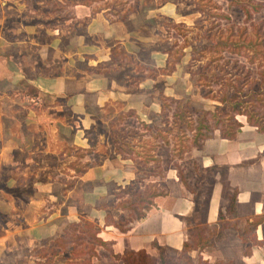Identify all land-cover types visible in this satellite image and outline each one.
Instances as JSON below:
<instances>
[{
    "label": "crops",
    "instance_id": "1",
    "mask_svg": "<svg viewBox=\"0 0 264 264\" xmlns=\"http://www.w3.org/2000/svg\"><path fill=\"white\" fill-rule=\"evenodd\" d=\"M177 10L144 0L0 2V264H81L65 263L67 251L41 256L80 219L112 251L97 247L92 264H123L114 256L138 251L157 264H264V132L244 116L234 138L215 132L181 160L171 147L168 158L160 155V145L164 177L145 183L165 195L128 232L105 222L107 213L117 219L128 211L100 210L126 199L114 195L137 169L109 134L94 144L84 130L139 124L134 116L161 127L159 92L189 97L177 87L191 79L187 52L171 74L147 77L166 66L169 50L156 30L159 20L178 19ZM57 167L69 176L55 178Z\"/></svg>",
    "mask_w": 264,
    "mask_h": 264
},
{
    "label": "trees",
    "instance_id": "2",
    "mask_svg": "<svg viewBox=\"0 0 264 264\" xmlns=\"http://www.w3.org/2000/svg\"><path fill=\"white\" fill-rule=\"evenodd\" d=\"M90 0H82L84 3H89ZM162 3H168L175 5V1L162 0ZM226 1L228 6H235L241 9L244 14L245 22H250L255 13L260 12L264 8V3L256 2L255 0H223ZM199 0L195 3L194 10L198 14L205 12L204 5ZM207 4H211V7L219 8L211 0H206ZM222 17L228 19V16ZM206 39H210V47L207 51H211L210 58L206 62L204 67L199 65L196 67V71H192V65L194 62H198V58L193 54V50L190 53V58L187 63L188 74L191 79L198 76L196 81L199 87V95L203 101L216 102L211 104L208 108H197L193 104L192 100L184 96L182 99H175L173 97H166L162 92H159L158 98L161 103L160 113L158 115L162 126H155L153 129L149 127L145 122L141 121L138 116H134L144 132L150 139V145L147 146V142L141 144L144 150L140 151L135 149L128 140L121 138L116 134L110 135L109 139H112L111 144H118V154L121 152V158L130 160L136 167V179L125 188H119V191L114 195L115 199L126 196L123 202L114 204L109 202L106 205L100 206V210L107 211L109 208H118L122 211H128V215H119L117 219H113L111 214H106V225H111L118 229L121 233L129 231L128 225L133 221H140L146 213L154 206V199L159 196H164L165 193L161 191L155 182H148L152 178L164 177L161 159L157 156L156 150L160 145L165 147H171V152L174 157L183 159L184 154L192 149H199L202 147L203 142L214 136L215 132H218L219 137L224 140H230L234 138L236 133L242 128L241 123L237 120L239 116L246 118V123L255 127L259 131L264 132V72H259L260 78H256L257 81L252 80L250 69H246L245 75L239 79L241 82L231 81L230 78L225 80L222 84L219 83L221 88V97L217 98L213 94V85L215 80L219 77V74L213 73L209 78L203 75V69L210 66L213 60V53L218 52L219 41L212 40L208 35ZM223 45V49H228L229 53L242 55L243 52H239V48H252L256 47L259 42L253 40H246L239 37L237 40L226 39L220 42ZM186 47H181L177 54L171 53L169 50L168 61L164 69L152 70L147 75L149 78L156 77L157 74H171L176 65H180L181 60L187 55L185 52ZM236 48V49H235ZM222 52V50L220 51ZM212 57V58H211ZM220 57V56H218ZM249 61V57L245 56ZM224 58H220L223 60ZM200 67V68H199ZM210 71V69H209ZM212 71V70H211ZM251 78V81L248 80ZM232 91L235 96H229L227 93ZM126 117H132L131 113H127ZM94 126H91L89 130H84V136L92 134ZM124 129H121L119 135H122ZM132 133V132H130ZM120 145L122 147H120ZM124 147V148H123ZM174 169L181 178V167L177 164H173ZM83 170H76L77 174L83 173ZM202 240V239H201ZM52 246L54 249H50L46 255L44 253L41 256L49 257V255L56 256L60 253L67 251L65 263L71 261L76 263L75 260L83 259L81 264H92L91 258L96 257V248L102 247L112 253L109 245L98 238V231L95 229L92 222L80 219L78 223L69 224L65 233L56 239ZM185 248L190 247L188 243H185ZM250 251H245V254H249ZM116 260H120L123 264H157V261L148 256L144 251L138 252H124L122 256H114ZM161 259V255H160ZM216 264H223L218 262Z\"/></svg>",
    "mask_w": 264,
    "mask_h": 264
},
{
    "label": "rangeland",
    "instance_id": "3",
    "mask_svg": "<svg viewBox=\"0 0 264 264\" xmlns=\"http://www.w3.org/2000/svg\"><path fill=\"white\" fill-rule=\"evenodd\" d=\"M73 1L76 2L77 0ZM172 1H175V5L178 8L177 11L179 18L175 21H166L164 19L158 21L160 31L156 30V35H158L162 41H158V45L161 44L165 46L163 43H166L168 50H170L173 54H177L181 47H186L185 52H187L189 56L193 50V54L199 59L198 62H194L192 65V71H196V67L198 65L200 67H204L210 58L211 51H207V48L210 47V39H206L205 36L208 35L212 40L219 41L218 52L211 55L214 58L210 66H207L205 69H203V75L209 78L214 72L219 74V77L215 80V84L213 85V94L217 98L221 97L222 95L219 83L222 84L225 82V80H228V78L234 82H241L236 78L243 77L247 68L251 70L252 75L250 77L252 80L257 81V79L260 78V75H258L259 72H264V8L260 12L255 13L252 17V20L246 23L244 20V14L238 5L229 7L227 2L223 0H211V2L217 4L219 8H213L211 7V4L206 3V0H201V3L204 5L205 9V12L202 14H198L194 10L195 3H197L199 0ZM255 1L264 3V0ZM0 2H2V0H0ZM144 2L153 6L154 4H160L163 1L144 0ZM223 15L228 16V19L222 17ZM242 36L246 40H253L259 43L256 44L254 49H237L239 52H243V54L240 56L234 53H229L228 49H223L224 47L220 43L225 41L227 38L237 40ZM221 50L222 52H220ZM245 56L249 57V61ZM220 58L224 59L220 60ZM183 68L184 72L186 71L187 73L188 66L186 65ZM251 78L248 80L251 81ZM197 79L198 76H196L194 79H190V82H188L187 85L180 83V81L177 87L187 90L185 91V95H188L191 98L193 104L197 108H208L211 106V104H216L214 101L211 103L209 101H203L200 98L199 87L196 83ZM227 95L231 97L235 96L231 90L229 93H227ZM104 117L107 118V116H99L100 119H103ZM121 129H124V132H121L122 135H119ZM97 134H100V136H103L104 134L116 136L117 134L121 140L126 139L130 143L134 142L133 144L135 145V149L140 151L144 150V147H142L141 144H144L147 141L150 142L149 137L144 132H142L139 124L134 121H130L125 124L123 122L118 123L111 121L107 125L99 127L96 125L92 134L89 135L94 144H96V140L98 139ZM108 141L110 143L113 142L112 139H109ZM149 142H147V146L150 145ZM113 144L116 146V148H118V144ZM104 145L105 144L99 145L102 147L103 151ZM120 147L122 146L120 145ZM168 150L170 149L162 146L159 148L158 153L163 157L168 158ZM60 159L61 161L57 160V164L63 165V163H61L62 158ZM171 159H173L172 156L170 160ZM55 174L56 175H54V177L58 178V180L62 178L65 179V175L69 176V172L62 170L61 167L56 168ZM42 175L43 173H41V176ZM67 181L74 185L75 180L71 181L67 179Z\"/></svg>",
    "mask_w": 264,
    "mask_h": 264
}]
</instances>
